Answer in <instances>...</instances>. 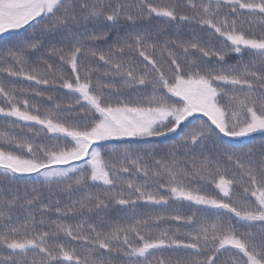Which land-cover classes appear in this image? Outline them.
<instances>
[{"label":"snow or ice","instance_id":"obj_1","mask_svg":"<svg viewBox=\"0 0 264 264\" xmlns=\"http://www.w3.org/2000/svg\"><path fill=\"white\" fill-rule=\"evenodd\" d=\"M4 74L0 264H264V0H0Z\"/></svg>","mask_w":264,"mask_h":264},{"label":"trees","instance_id":"obj_2","mask_svg":"<svg viewBox=\"0 0 264 264\" xmlns=\"http://www.w3.org/2000/svg\"><path fill=\"white\" fill-rule=\"evenodd\" d=\"M161 22L158 21V20H151V21H141L140 22V27L144 28V29H154L156 25L160 24ZM117 35V32L115 30H112L111 31V36L110 38L107 40V41H100L98 42L99 44V47L101 50H107L108 46L111 45L114 40H115V37ZM169 39H172V38H175V33H171L168 37ZM187 38V36H186ZM229 63H232L234 62L237 57L235 56H230L229 58ZM93 66H96L95 63ZM101 66V70H103V66L102 64L100 65ZM0 79H3L4 82L6 84H9V83H16V84H19V81H14V80H11L7 77L6 74H4L3 76H0ZM23 86L27 87L28 85L27 84H24ZM49 92H51L53 95H55L57 98H58V102H61L63 104H67L69 101L71 100H74L75 97L74 96H71L69 94H66L65 91H55L54 89H49L48 90ZM38 103L42 104L43 107H49L50 105H48L47 103H45L44 101H37ZM25 131H27V129H25ZM264 139V136H262L261 134L257 133V134H253L252 138L251 139H248V138H240L241 142L245 145H256L258 146L260 141ZM172 142V138L171 137H168V138H164V137H154V138H150L147 143L149 144H152V145H155L157 146L160 150L162 151H166L167 150V145H169L170 143ZM140 147H143L144 144L141 143L139 145ZM31 179V178H29ZM22 183L21 182V186H22ZM78 197H73V199H76ZM62 199V204H61V207L64 206V204H66L68 201L66 198H61ZM183 208V210L186 212L187 211V208L186 206H182V205H179V204H169L167 206H149V205H142V206H139L136 211L138 213H145V214H151V213H156V214H166V215H171L174 213V210H177V209H181ZM33 214L36 216L37 220H39L41 218V210L39 209V206L37 205L36 208L33 209ZM121 215L123 214H126V213H119ZM21 217L23 218V214H21ZM46 219L50 218V219H56L57 217H55L54 215L51 216V217H48V216H45ZM142 218V217H141ZM69 222L71 223H76V220L75 219H71ZM176 225L172 224H168V223H162L160 225L161 228H166V227H175ZM7 253H5L6 255ZM180 255H183L184 253H179ZM157 255H159L157 253ZM117 261H119V257L116 258Z\"/></svg>","mask_w":264,"mask_h":264}]
</instances>
